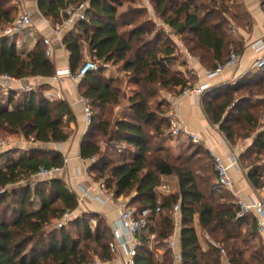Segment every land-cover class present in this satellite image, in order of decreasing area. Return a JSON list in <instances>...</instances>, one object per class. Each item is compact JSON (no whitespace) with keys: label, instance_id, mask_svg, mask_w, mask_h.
<instances>
[{"label":"trees","instance_id":"1","mask_svg":"<svg viewBox=\"0 0 264 264\" xmlns=\"http://www.w3.org/2000/svg\"><path fill=\"white\" fill-rule=\"evenodd\" d=\"M83 1L89 2L87 19L77 21L62 38L69 53L72 74L77 73L84 63L83 46L87 44L95 60L123 62L125 71L134 72L135 84L159 83L163 87H181L182 93L187 81L171 68L176 57L175 47L167 37L163 39L161 30H155L154 21H144L130 30L121 31L122 24L126 26L130 23L124 22L126 12L118 13L115 0H38V9L54 24H61L67 17L64 12L66 7ZM229 1L210 0V7L225 14L232 11ZM153 2L157 18L180 35L192 34V51H201L199 58L202 63H207L210 70H216L228 61L231 46L240 54L242 43L233 40L223 30L222 19L209 22L212 13L208 6L181 0ZM10 3L11 0H0V29L15 20L17 7ZM239 17L242 14L233 12V19ZM17 38L18 35L12 38L3 34L0 36V76L20 80L55 76L57 68L54 59L46 54L44 40L38 39L32 49H24L17 46ZM258 70L259 74L264 73V67ZM96 71L81 80L79 90L82 97L89 99L91 108L104 109L120 104L125 95L114 87L117 80L105 76L103 68ZM224 87L208 91L205 111L232 143L241 137L236 130L238 125L247 127L251 133L256 131L252 145L241 154L240 159L244 166L243 161L248 155L245 166L248 168V180L255 189H263L264 130L257 129L264 117V100L259 104L262 114L257 116L258 112L243 107V103L249 102L255 93L250 89V82L231 87L229 91H225ZM246 88V96H236ZM18 93L21 95L18 101L13 100L12 90L0 97V131L21 134L25 139L44 144L69 139L72 131L68 123L76 122V117L66 100L47 98L43 88ZM128 101V114L113 123L92 111L90 130L83 137L80 156L87 161L94 159L88 167L94 181L104 180L107 189L116 198L132 196L129 206L136 210H155L158 198H161V211L158 214L153 211L149 215V224L139 235L135 264H174V252L166 247V241L175 233L173 208L177 203H180L182 224L181 264H223L220 247L226 250L230 264H264V241L258 232L257 221L254 215L237 218V199L231 190L218 182L210 151L197 144L213 163L211 169L214 173L208 177L200 173L202 166L196 167L193 153L175 157L166 152L153 158L158 149L154 150L146 127L155 124L156 115L149 96L142 90H136ZM155 131L160 133V126L156 125ZM96 133L105 139L111 151H115L116 159L109 158L111 156L102 145L92 140ZM245 137L251 138L252 134ZM11 153L9 149L0 152V159H4L0 166V264H92L93 256L102 262L112 260L110 243L113 230L97 212L77 213L68 222L81 228L82 236H73L65 228L68 224L57 230H47V226L60 220L65 212L77 211L79 207L76 192L62 178L40 180L34 186H14L31 180L41 167L64 166L63 155L42 148L22 151L17 157ZM168 176L177 178L178 190L158 194V187L165 183L164 178ZM9 186L14 187L9 190ZM222 191L225 195L217 194ZM9 195L17 199L11 211V220L8 218L10 206L1 208ZM196 216L201 230L220 247L213 244L206 249L202 247L195 226ZM92 221L96 222L94 227ZM149 233L154 234L153 240L147 238ZM160 248L165 250L162 256L157 257L153 249Z\"/></svg>","mask_w":264,"mask_h":264},{"label":"crops","instance_id":"2","mask_svg":"<svg viewBox=\"0 0 264 264\" xmlns=\"http://www.w3.org/2000/svg\"><path fill=\"white\" fill-rule=\"evenodd\" d=\"M22 2L27 7L28 5H31L30 8L33 9L32 11L36 14V18L38 19V21H40V24H38V27L34 26L35 28L30 29L25 34L19 35L16 40L17 46L19 48L32 49L38 39H41L39 35L49 37L53 44L54 54L52 57L54 58L57 72L69 69V53L66 51L62 39H59L53 33V26H51L50 23L51 21L45 18L39 11L38 0H22ZM229 5L233 12L242 14V17L233 19L235 23V35L233 36V40L242 43V50L240 51L241 58L237 66L225 67L223 71L214 78H208L207 73L213 70L205 68L200 58L199 61H195L194 69L199 72V84L206 82L211 83L212 87L209 90L215 87L219 88L221 86H225L229 82L239 79L249 72L258 70L254 67V64L258 59L259 54L254 51L251 45L257 40L264 38V13L262 7L263 0H230ZM151 8L152 11L155 12L154 7L151 6ZM160 21L162 22V20ZM164 25L166 26V24ZM232 48L234 47L231 46V49ZM26 84H47L49 87L47 90H44V95L52 100H66L74 112L76 122L68 123V128L72 131V134L67 141L48 144L34 142V145L31 146V148H42L48 151H57L63 155L64 159L68 158L67 165L63 173L59 177L65 181L70 189L76 192L79 200L85 190L92 191L91 187L96 184V181H94L93 178L86 179L82 175L83 170L85 168H88L91 162L83 160L80 156L82 140L88 127L85 122L84 102L79 90V84L72 77L68 76H63L62 79L58 81L53 80L52 77L21 79L19 80V83L12 84L14 101H18L21 96L20 93H18L20 92L19 90H17L18 87ZM208 91L204 94V96L200 97H178L176 101H174V112L179 114L180 119L184 123V126L188 132L196 133L202 138L203 142L201 143V145L206 150H213L218 156L223 159L226 164H230V160L228 157L230 150H236L239 156H241L243 152V149H241L242 144L239 143L238 145H235L231 142L230 145H227L228 139L226 138L224 133L221 132L219 126L213 124L210 117L207 115L204 104L208 99ZM58 93H61V98H57ZM184 137L188 138L187 136ZM0 161H2L0 162L2 165L4 163V159H0ZM230 172L234 181V188L231 191V194L234 196L235 200L239 197L244 199L264 197V191L262 189H255L251 182L248 180L247 171L244 168L241 159L240 168H231ZM164 181L169 185V182H172V184L176 185V188L171 189V192L178 190L177 178L175 176L165 177ZM122 199H124V197H115L110 202L101 203L96 199L85 198L81 204L79 203L77 213H83L86 211L97 212L108 221L110 227L112 228L113 224L119 218V207L121 205L129 206L130 200L129 202H124L125 200L123 201ZM175 218L176 229L174 233V249L177 253L181 254V217L178 215ZM195 226L200 238V243L202 247L206 249L209 245L210 239H208V242L206 240H203V238L201 237L200 233L202 232V230L199 225L198 216H196L195 218ZM260 236L264 241V234H260ZM147 238L149 240H153L154 234L149 233L147 235ZM153 251L157 257H160L163 254L160 249H153ZM122 255L123 251L122 249H120L118 250V254H113L112 260L107 262L101 261L102 263L100 264H124ZM174 264H181V261H174Z\"/></svg>","mask_w":264,"mask_h":264},{"label":"rangeland","instance_id":"3","mask_svg":"<svg viewBox=\"0 0 264 264\" xmlns=\"http://www.w3.org/2000/svg\"><path fill=\"white\" fill-rule=\"evenodd\" d=\"M118 4L117 9L118 13L126 12V16L124 17V22H129V25L120 27L121 31L130 30L134 26L144 22V21H154L156 23L155 30H161L163 39L168 38L170 40V44H172L175 47V61L171 63V68L177 71L179 75L184 78V80L187 81L186 87H194L199 85V72H197L194 69L195 61H199V56L201 54V51L199 50L192 51V48L194 46V42L192 39L191 33H184L180 35L176 30L170 28L169 26H165L164 22L160 21L159 18L156 19V13L152 11V7H154L153 0H115ZM181 1H188L193 2L194 5H205L208 6L211 10L212 15L209 17V22L213 23L214 19L221 18L224 23H222V28L227 32L229 36H231L232 39H234V29H235V23L232 18L233 11H230L228 13H222L221 11H217L211 6L210 0H181ZM17 7V10L15 12V18L19 15L20 11L23 9L29 10L32 13L33 18V25L32 27L25 30L24 33L28 32L30 29L38 27V24H40V21L36 18V14L32 11L33 9L30 8L31 5L25 6L23 4L22 0H11V3ZM214 12V13H213ZM49 20V19H48ZM51 21V20H50ZM51 26H55L52 21L50 22ZM11 25L5 26L0 31V36L3 34V32L8 29ZM35 26V27H34ZM21 34V35H22ZM153 34L150 35L152 37ZM41 39L44 40L46 36L39 35ZM44 42V41H43ZM137 46V45H136ZM235 51V47L233 48ZM83 52H84V59L83 62H85L88 58H92L90 55V51L88 49L87 44H84L83 46ZM133 56V54H131ZM52 59H54L52 57ZM94 59V58H92ZM207 59L210 60V57L207 56ZM97 63L98 68L104 69V75L105 76H112L117 81L114 84V87L118 88L121 92V95H125V97L121 100L120 104L118 105H110L106 108H96L92 107V111L96 115H103V118L107 121H110L113 123L117 118L123 117L128 114L129 112V101L128 98L136 92V90H142L146 96H149L150 103L152 106V111L156 115V121L155 124H153L150 127H146V130L149 132L151 139L153 140V148L154 150L158 149L157 153H153L152 157L155 158L157 154L163 156L166 152H169L172 156H179L182 153L188 154L193 153L195 155L194 162L196 163V167L202 166L203 170L200 171V173L204 177H208L209 175H212L214 173V170L211 169L213 166V163L211 159L208 157V155L198 148L197 144H194L191 142L189 138H185L184 135L180 136H173L170 133V119L171 114L175 111L174 110V101L178 97L181 96V87H172L167 86L163 87L159 83H148V84H140L137 85L134 83V72L132 70L125 71L123 69V62H109L104 63L100 62L98 60H95ZM204 67L208 69L207 63H203ZM256 71V72H255ZM253 72L247 73V75L240 77L239 79H236L234 81L229 82L227 85H225L224 90L229 91L233 87L241 86L243 83L250 82V89L254 90V94H252V97L249 102L243 103V107L246 109H250L252 111H256V115L262 114V108L260 107L261 100H264V73H258L259 70H255ZM97 72V71H95ZM76 73L73 74L75 76ZM78 84L81 83L80 81H76ZM48 85H32V88L35 90H40V88H43L44 90L48 89ZM232 87V88H231ZM246 89H241L236 96H246L247 95ZM7 92L3 89L2 84L0 85V97L6 95ZM204 96V94L202 95ZM249 100V99H248ZM0 103H2L0 99ZM234 119H236V115H233ZM160 126V133L157 134V131H155V126ZM238 134L241 136L235 140L233 144L238 145L239 143L242 144V148L244 153L249 146L252 145L253 136L256 134V131L254 133H251V130L247 127L241 128L239 125L236 127ZM90 130L89 127L87 128V131ZM264 130V117H262L259 121V128L257 131ZM72 133V132H71ZM247 134H252L251 138H246L245 136ZM184 137V138H183ZM93 141H96L100 143L103 147V149L106 150L107 154L111 157L116 159V154L111 151L105 142V139L102 138L99 134L96 133L95 136L92 137ZM0 141H6L7 144L10 145L9 150L12 151V156H17L18 153H21L22 151L29 150L31 146H33L34 142L30 139H25L23 135L12 133L10 131H0ZM164 150V151H163ZM248 158V155L246 156ZM244 159V168L247 165V160ZM2 162V161H0ZM1 166V163H0ZM246 171H248V168H245ZM40 180H36L32 178L31 180H25L22 181L16 185L15 187L23 186L26 184H31L32 186L36 185ZM171 189L176 188V185L172 184V182H169ZM14 186H9V190L12 189ZM112 193V192H111ZM217 194H223L225 195V192H218ZM132 197V196H131ZM131 197H124L122 199L124 202L130 200ZM229 199V197H228ZM17 200V199H16ZM15 199H12L11 195L6 197V200L1 208H6V206H10L11 210L8 213L9 220L12 219V208L15 207ZM96 225L95 223H92V227ZM67 230H69L73 236L77 237L79 235L82 236V229L77 227L75 224H68L65 227ZM59 229L57 226V222H53L52 224L47 226V230H57ZM203 240L208 241L210 239L209 244H212V241L215 242L211 237L209 238L206 233L203 231L200 233ZM217 244V243H216ZM153 246V245H152ZM207 246V245H206ZM208 247V246H207ZM165 248L162 249V253H164ZM93 256V255H91ZM92 264H100L102 263L101 260L98 257H91Z\"/></svg>","mask_w":264,"mask_h":264},{"label":"built area","instance_id":"4","mask_svg":"<svg viewBox=\"0 0 264 264\" xmlns=\"http://www.w3.org/2000/svg\"><path fill=\"white\" fill-rule=\"evenodd\" d=\"M89 7L88 1H83L80 4H70L66 7L64 12L67 17L61 24H56L53 26V33L59 38L62 39L64 34L77 22L80 20L87 19V9ZM263 13H264V3H263ZM33 18L30 11L23 9L20 11L19 15L15 18L11 26L3 32L4 36L15 37L19 36L25 32L28 28L32 27ZM44 43L47 46L46 54L50 57L54 54L53 44L49 37L44 39ZM254 51L259 54L258 59L255 61L254 67L260 69L264 67V38L257 40L251 45ZM241 54L236 52L233 48L228 61L224 65H219L216 70L210 71L207 73L208 78H214L219 75L223 69L227 66H237L239 64ZM98 69L95 59L88 58L82 66L77 71L76 75L73 76L70 69H65L58 71L55 76L52 77L53 80H60L63 76L72 77L75 81L82 80L90 72L96 71ZM20 79H15L10 76L4 75L0 76V85L2 84L3 89L7 94L12 90V84L19 83ZM212 84L209 82L199 84L194 87H186L183 89L181 96H195L200 97L205 94ZM32 85L26 84L18 87L17 90L20 92L31 91ZM57 98H61V93L57 94ZM84 102V115L85 122L87 127H89L92 121V109L90 106V101L87 98L82 99ZM170 133L173 136L184 135L187 136L191 141L196 144H201L203 142L202 138L196 134L188 132L184 126V123L180 119L178 113L173 112L170 119ZM230 141L227 140V145H230ZM10 148V145L6 141H0V152L6 151ZM210 154L213 157L215 168L218 173V182L229 190H233L234 181L230 172L231 168H240V156L236 150L231 149L229 152L230 164H226L223 159L218 156L213 150H210ZM93 162L94 159L89 160ZM68 162V158L65 159V164L62 167L55 166L50 168L41 167L40 170L33 176L36 180H50L61 176ZM82 175L86 179H92L91 173L88 171V168L83 170ZM91 190H85L83 195L79 198V203L81 204L85 198H92L100 201L101 203H107L112 201L115 197L111 193L104 182V180L96 181V184L91 187ZM264 191V188L262 189ZM171 192V186L167 183H163L157 189V193H169ZM94 194V195H93ZM161 198H158L157 207L155 210L152 208H144L141 211L136 210V208L121 205L119 207V218L113 224V240L110 243V249L113 254H118V250L122 249L123 251V262L124 264H135V256L138 252V247L140 245L139 235L140 233L148 226L149 215L154 211L159 213ZM238 212L237 218H242L247 215H254L257 221V229L260 234H264V197L257 198H248L244 199L239 197L237 199ZM180 212V203H177L173 208V213L176 216ZM77 214V211H67L63 214L62 218L57 221L58 228H62L68 224V222ZM92 223H95L92 221ZM212 244L220 247L218 244L212 241ZM166 247L171 248L174 252L175 261H181V254L177 253L174 249L175 247V236L173 235L166 241ZM163 248H160L162 251ZM220 252L222 255V263L230 264L227 252L224 248L220 247Z\"/></svg>","mask_w":264,"mask_h":264}]
</instances>
